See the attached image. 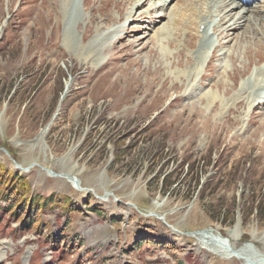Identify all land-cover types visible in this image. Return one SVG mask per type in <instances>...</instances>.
<instances>
[{"label": "rangeland", "instance_id": "374dc122", "mask_svg": "<svg viewBox=\"0 0 264 264\" xmlns=\"http://www.w3.org/2000/svg\"><path fill=\"white\" fill-rule=\"evenodd\" d=\"M144 1L0 0L1 180L76 207L0 201V264H264V29Z\"/></svg>", "mask_w": 264, "mask_h": 264}, {"label": "trees", "instance_id": "16d2710c", "mask_svg": "<svg viewBox=\"0 0 264 264\" xmlns=\"http://www.w3.org/2000/svg\"><path fill=\"white\" fill-rule=\"evenodd\" d=\"M0 173L4 175V170L3 168H1V166ZM12 175H14L15 177L12 178ZM5 176L6 179L4 180H1L0 176V201L6 202L7 205L6 208H1V211L2 213L3 211L4 213H9V218H12L15 222L17 217H22L20 222L22 232L31 230L34 226H36V230L42 228L44 223L40 218H37L36 216H38L40 212L43 213L44 210H46L53 204L61 208L64 211L65 215H68L71 212L75 211V204H72V202L68 198H64L61 201L62 203L58 205V203L55 202V195H50L47 198H41L40 196H37L33 193L30 194L28 185L29 183L22 175L9 171V174L7 173ZM8 179L10 182L7 181ZM88 209L91 213H94V215L100 216L98 213L101 210L98 209L97 206L90 207ZM41 222L43 223V225H40ZM142 241L148 243V240L146 239H143ZM149 241L153 242V244H157V242L154 240ZM62 242H64V240ZM136 243L137 242H135L134 245ZM141 244H143V242H141Z\"/></svg>", "mask_w": 264, "mask_h": 264}, {"label": "bare ground", "instance_id": "6f19581e", "mask_svg": "<svg viewBox=\"0 0 264 264\" xmlns=\"http://www.w3.org/2000/svg\"><path fill=\"white\" fill-rule=\"evenodd\" d=\"M131 2L129 3V4H132V3H134L135 1H139V0H130ZM146 1V0H145ZM144 1V2H145ZM163 2L162 3H159V5L158 6H156L155 5V7H158V8H160V10H164L165 8L164 7H166V3L169 1V3L172 1V0H162ZM187 1L188 0H178L177 2H176V4H175V8L174 9H176V11L174 12V14L175 15H180V16H184L185 14H187V13H189V17L191 18V19H197V15H198V13H197V11H195V9H193V6H192V4H191V2L190 3H187ZM211 1V3H214V4H216V3H219L221 6L219 7V8H221L222 6H223V8H227V7H229V8H231L228 12H226L225 13V17H221L222 19L220 20V23H221V26H225V27H227V29H226V32H225V37H223V39L224 40H226L225 41V44H227V43H229L230 42V40H231V36H232V34L231 33H234V32H236L238 29H240V28H236L235 26H237V25H235V26H233V25H229V23H230V20H232V17H234V15H235V12L237 11V10H240L241 12L240 13H238L237 14V16H238V19L237 20H244V22H248L249 23V25L251 26V30H253L255 27H256V25H257V27L258 28H260V29H264V0H262V1H260V2H258L259 4H256V5H254L253 7H251L250 9H248V8H246V6H244V5H242V4H240V3H238V2H234L233 4L231 3L232 2V0H204V2H210ZM144 2H139V9H142L143 8V6L145 5V4H147V3H149V1L147 0L145 3ZM160 2H161V0H160ZM196 2L198 3L197 5H202V3H203V0H196ZM187 3V6H185V7H181L183 4H186ZM227 3H229V4H227ZM138 4V3H137ZM194 4V3H193ZM128 5V4H127ZM160 5H161V7H160ZM168 5H170V4H168ZM199 5V6H200ZM208 5H210V4H208ZM154 7V8H155ZM182 8V9H181ZM180 9H181V11H183L184 13H182L181 11H180ZM209 14V13H208ZM102 15V14H101ZM210 16V15H209ZM211 17V16H210ZM252 18H253V20H252ZM206 19V18H205ZM234 19V18H233ZM149 20H150V18H149ZM252 20V24H250V21ZM202 23V22H201ZM201 23L199 22V24L200 25H198V32H199V30H200V28L203 26V24L201 25ZM217 23H218V21H217ZM177 24H179L178 22H177ZM196 25V23H194V22H190L189 23V25ZM210 25H212V23L210 22ZM239 25H241V24H239ZM187 26H188V24H187ZM204 28H203V32L206 30V27L205 26H203ZM190 30V29H189ZM257 31V30H256ZM212 32L214 33L215 32V34L219 37V35L216 33V31H215V29L213 28V26H212ZM187 35V34H186ZM185 35V36H186ZM252 35L254 36L255 34L254 33H252ZM234 38V37H233ZM235 39V38H234ZM233 39V40H234ZM168 45L169 46H171V42H169L168 43ZM262 45V44H261ZM219 47V46H218ZM216 55V54H215ZM180 58V57H179ZM157 62V61H156ZM177 62V61H176ZM177 66L179 67L180 66V63L178 62L177 63ZM199 78H202V76L201 77H199ZM216 87V86H215ZM247 91H248V89H247ZM243 99V98H242ZM260 104V103H259ZM258 104V105H259ZM230 124V123H229ZM46 132H47V129H44V130H42L41 132H40V135H39V137L36 139V141H40V140H42V138L44 137V135L46 134ZM56 176H59L60 177V175H56ZM61 177H63V178H65V180L64 181H67L71 186H73V188L74 189H76L77 191H84V189L83 188H81V186L80 185H78V183H77V181H76V179L75 178H73V177H67V176H64V175H62ZM55 178V177H54ZM62 179V178H61ZM76 187H80V188H76ZM101 200H102V198H101ZM173 232H175V231H173ZM178 233V232H177ZM226 246V245H225ZM221 249V248H220ZM226 249V248H225ZM213 250V249H212ZM222 250H223V248H222ZM227 253V256L226 257H229V256H231L232 254H231V252H229V251H227V250H225ZM241 252V251H240ZM233 253H235L234 251H233ZM32 254V252L30 251V252H27L26 253V257H25V259L27 260L28 258H29V256ZM237 256V257H236ZM236 256L235 255H232L231 256V258H237V259H239V260H242V261H245L244 260V258H243V255H242V253L241 254H239V252H237V254H236ZM2 258H6V252H5V249L4 248H1L0 249V260L2 259ZM246 259V258H245Z\"/></svg>", "mask_w": 264, "mask_h": 264}, {"label": "water", "instance_id": "95a60500", "mask_svg": "<svg viewBox=\"0 0 264 264\" xmlns=\"http://www.w3.org/2000/svg\"><path fill=\"white\" fill-rule=\"evenodd\" d=\"M5 22H6V21H5ZM5 22H4V23H5ZM3 26H4V24H3ZM1 29H2V27L0 28V30H1Z\"/></svg>", "mask_w": 264, "mask_h": 264}]
</instances>
